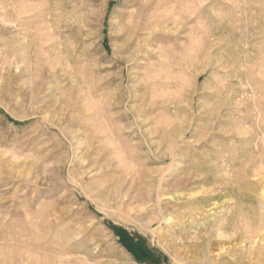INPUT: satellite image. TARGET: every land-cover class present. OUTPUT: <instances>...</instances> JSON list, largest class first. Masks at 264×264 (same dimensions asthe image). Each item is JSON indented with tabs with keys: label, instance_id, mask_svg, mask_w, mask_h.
Here are the masks:
<instances>
[{
	"label": "rangeland",
	"instance_id": "obj_1",
	"mask_svg": "<svg viewBox=\"0 0 264 264\" xmlns=\"http://www.w3.org/2000/svg\"><path fill=\"white\" fill-rule=\"evenodd\" d=\"M187 2L0 0V264H202L164 217L222 213L228 156L263 154L264 17L218 8L209 34ZM248 246L264 264V229Z\"/></svg>",
	"mask_w": 264,
	"mask_h": 264
},
{
	"label": "bare ground",
	"instance_id": "obj_2",
	"mask_svg": "<svg viewBox=\"0 0 264 264\" xmlns=\"http://www.w3.org/2000/svg\"><path fill=\"white\" fill-rule=\"evenodd\" d=\"M6 11L4 12V14L6 13ZM15 11L18 12V14L22 12V10L21 11L15 10ZM218 61L219 59L213 58L212 63L214 65H217ZM247 72L249 74V71ZM228 93L229 91L223 97H220L222 98L221 101L216 104L215 109L213 110L214 116L219 117L221 113L225 116L235 115L238 112L240 113L241 111L240 108L236 109L235 111H230L229 108L228 109L226 108L227 106L229 107L232 105V101L235 98L234 95H229ZM235 95L239 96L237 92H235ZM235 122H237V119L235 120ZM259 151H260L259 148L255 147L252 149L251 154L247 157H243L242 155H237L234 153L228 156L227 158L228 160L226 162V165L224 166L227 167L225 169L227 173L226 186H227V191L230 195L229 199L231 202L227 205V207L224 208L225 210H223L222 213L215 214L214 212L213 213L211 212L203 215L201 214L202 207L195 206V210H197L196 211L197 214L199 213L201 216L200 218H195V219L191 218L187 221L185 220L182 221V220H178L180 219L179 217H175L177 220H175L170 215L164 217V219L167 221L169 228L168 236L171 237L173 240L187 239L191 241H196V240L199 241V243H197L196 245L201 247L198 258L202 260V264H212L215 262H216L215 264H219V260L223 261L222 262L223 264H243L241 263V261H239V255L246 254L249 247L248 243L254 244L255 240L259 238V234L263 231L264 192H260V191L264 189V184L262 185L261 183V181L264 179V168H263L264 147H262L263 154H261ZM248 175L249 176L251 175L252 177L251 176L250 177L254 178L253 179L254 181L247 180V177L249 178ZM247 190L254 195H252L251 197V195L246 194L248 193ZM80 191L81 194H84L82 190ZM246 201L247 202L252 201L257 205H259L260 207L257 206V209L256 208L254 209L253 207H247L245 206V203H247ZM97 205L98 204H96V206ZM97 209H99L100 211L101 208L97 206ZM147 214H149V212ZM150 215H154V212H152V214L150 213ZM122 219L123 218H121V220ZM152 219L150 217L145 218L144 222H147L152 226L153 225ZM154 221L157 222L158 219ZM140 222H143V220L142 221L140 220ZM149 224H147L148 227L150 226ZM223 231H226L229 234L227 241L229 247L225 248L226 251H223L222 249H220L219 251L211 250L210 240L205 236L211 232L215 234L217 233L221 234L223 233ZM79 233L80 232H77L78 235ZM83 239L84 237L80 236L77 237L75 241H72L70 243H69L70 240H68L67 242L68 246L66 247L67 250L65 249V251L67 252L70 251V249L73 248L74 245H78V243L80 244L81 242H83ZM92 242L94 245L96 243L95 239H92L89 243ZM222 253L226 254V258L220 256V258L218 259L217 258L218 255H221ZM95 254H99V252L97 251V253H92L91 257H96L97 255Z\"/></svg>",
	"mask_w": 264,
	"mask_h": 264
},
{
	"label": "snow or ice",
	"instance_id": "obj_3",
	"mask_svg": "<svg viewBox=\"0 0 264 264\" xmlns=\"http://www.w3.org/2000/svg\"><path fill=\"white\" fill-rule=\"evenodd\" d=\"M46 6V5H42ZM175 7V6H174ZM182 7L185 10L184 15L186 20H192L193 17L201 20L199 27L205 32L210 34V30L212 28V20L211 17H216L218 15V8L224 9L227 7L229 11L234 10L236 8H244L249 11H259L260 15L264 17V0H223V3L220 0H188V2ZM207 10L209 13V18H203L204 11ZM174 14V13H172ZM179 19V17H177ZM254 19V15L249 17V21ZM246 71L255 72V69L250 65H246ZM261 72H264V67L260 69ZM252 75H249V79H253ZM260 86L264 87V76H260Z\"/></svg>",
	"mask_w": 264,
	"mask_h": 264
}]
</instances>
